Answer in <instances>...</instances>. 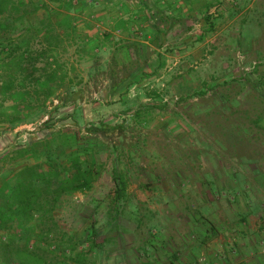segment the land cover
Segmentation results:
<instances>
[{
	"label": "rangeland",
	"instance_id": "obj_1",
	"mask_svg": "<svg viewBox=\"0 0 264 264\" xmlns=\"http://www.w3.org/2000/svg\"><path fill=\"white\" fill-rule=\"evenodd\" d=\"M191 1L196 2L187 0L188 4ZM210 4V13L207 8L198 15L193 9V14L188 12V18L180 21L184 25L178 37L182 39L171 35L163 42L164 52L178 45L186 48L164 57L163 66L154 72L152 63L149 73L142 74L131 63L128 73H133L120 84L119 91L109 89L113 80L108 62L112 58L108 61L107 53L96 51L100 43L96 37L67 45L59 57L66 60L69 76L74 78L75 99L66 100L62 88V101L48 103L31 122L15 128L0 126V183L7 169L25 163L23 158L11 159L12 152L39 146L49 131H75L85 137L79 144L98 142L97 158L103 162L100 177L91 190L63 197L54 212L59 227L75 232L86 248L92 227L97 230L102 248L90 252L93 264H140L133 248L150 238L156 246L150 259L141 258L151 262L147 264H223L218 256L210 260L209 253L198 250L208 237L202 228L211 224L217 229L212 242L208 240L212 253H222L230 244L240 246L239 231L233 230L232 236L220 231L223 217H217L212 207L221 209L222 203L204 196L209 191L203 183L207 182L211 193H226L231 199L239 189L252 194L244 188L245 183L256 186L257 178H264V0H213ZM202 13L208 14L211 23L205 21L209 28L204 31L201 25L206 16ZM148 54L152 59L153 52ZM116 58L114 81L124 75L122 64L126 62L122 54ZM154 60L161 62L160 58ZM200 89L207 93L195 95ZM56 104L61 107L55 109ZM209 106L213 110L206 114ZM74 110L78 111V123L68 117ZM88 128L99 129L90 133ZM112 146L121 154L119 159L111 153ZM191 162L195 166L191 167ZM114 166L128 170V196L140 207L141 220L120 215L118 231L106 215L114 189ZM213 177L223 186L229 181L237 185L219 190ZM191 212L203 215L206 224ZM235 212L230 209L228 215L220 214L230 220L228 224L239 225L242 221ZM259 214L247 218L244 225L257 227ZM243 234L253 238L250 232ZM181 246L190 248L192 256L187 258L181 252L169 255Z\"/></svg>",
	"mask_w": 264,
	"mask_h": 264
},
{
	"label": "trees",
	"instance_id": "obj_2",
	"mask_svg": "<svg viewBox=\"0 0 264 264\" xmlns=\"http://www.w3.org/2000/svg\"><path fill=\"white\" fill-rule=\"evenodd\" d=\"M71 1L0 0V126L15 128L31 122L48 103L54 99L62 101V88L67 93L66 100L75 99L73 97L77 92L73 90L74 78L69 76L66 60H60L59 57L60 50L64 51L67 45L82 39L70 12ZM208 20L206 16L205 21L211 26ZM123 26L118 23L113 28ZM121 47L120 52L126 60L122 64L124 75L114 81L117 75L115 68L118 66L117 58L113 56L109 66L110 78L113 80L112 92L133 73H128L131 63L135 64V70L141 68L139 60L130 57L131 46L124 44ZM206 93L207 89H200L195 95L203 96ZM60 107L61 104L54 106L55 109ZM206 108V114L213 110L211 106ZM75 110L68 117L78 123L80 118L75 116L78 112ZM98 129L88 128L87 132L96 133ZM81 138L85 137H80L75 131H49L39 146H24L12 152L11 159L23 158L25 163L7 169L2 174L0 264L94 263L89 258L90 252L102 248L97 240V230L92 227L86 248L75 232L59 227L54 214L63 197L91 190L101 175L103 162L97 158L100 145L86 140L79 144ZM111 151L117 159L120 158L116 146H112ZM194 163L189 164L192 167ZM127 171L117 166L111 169L114 189L106 207V215L117 231L120 228V215L136 222L141 221L140 207L128 196ZM225 174L228 173L225 171ZM213 180L214 184L217 183L214 177ZM203 184L205 190L210 192L207 182ZM238 193L243 192L239 189L233 194ZM191 214L198 218L196 220L203 219L206 224L203 215ZM205 229L209 238V233H215L216 227L211 224ZM104 239L108 240L106 237ZM155 246L150 238L143 240L142 246L133 248L137 263H151L141 258L150 259ZM178 253L177 249H173L169 255L177 256Z\"/></svg>",
	"mask_w": 264,
	"mask_h": 264
},
{
	"label": "crops",
	"instance_id": "obj_3",
	"mask_svg": "<svg viewBox=\"0 0 264 264\" xmlns=\"http://www.w3.org/2000/svg\"><path fill=\"white\" fill-rule=\"evenodd\" d=\"M71 2L72 9L70 12L75 18L77 32L83 35L82 38L90 40L96 37L97 41L100 42L96 51L107 53V59L109 57L108 61L113 56L116 57L117 54H121V46L129 44L131 46L129 48L130 57L132 58L133 56L134 59H138L141 65V68L136 70V72L142 74L149 73L150 66L154 72L156 68L159 69L163 66L164 57L169 58L170 53L175 55L180 52V48H186L185 46L178 45L172 48V50L168 48V50L164 52L165 46L163 42L166 41V37H171V35H174V39H182L179 38L181 34L178 35V33L182 30L181 27L184 24L180 21L186 17L188 18V15L193 14V9H196L195 12L198 15H200V12L203 10L206 11L207 8L208 10L206 13H210L212 8L210 2L213 3V0H196L199 4L193 1H191V4H188L187 0L184 2L183 0H72ZM188 12L190 14H188ZM202 15L205 17L208 14L202 13ZM202 22L201 27L204 31L209 28V26L207 27V25H205V20ZM118 23H122L124 26L113 28ZM173 30L177 32L173 33ZM199 34L201 35V33ZM196 38L200 39L198 36ZM149 52H153L152 59H149ZM188 54L190 53L187 52V55ZM154 57L160 58L161 62H159V60H154ZM165 61L169 60L165 59ZM150 63L152 64L150 65ZM110 64L111 62L109 61L108 68ZM165 66L167 65L165 64ZM128 80H130V78L125 81ZM139 80L140 77H137L136 82ZM111 88L112 86L109 87V89ZM116 88V90L119 91L120 88ZM257 180L258 183L256 186L251 182H247L244 185V188L252 190V194H248L245 191V194L238 193L230 195V199L227 198L228 196L226 193H222V195L211 192H206L208 194L204 193V196L208 197V200H212L216 203L220 201L222 203L221 209L218 205L217 209L212 207V212L217 213V217H223L220 231L225 234H230L231 236L233 230H237L242 234L240 237L242 241H240L239 247L230 244L226 246L222 253H212V250L209 248V243L212 242L211 236L215 233H209L210 236L207 238V242L198 246L200 252L209 253L208 259L214 260L218 256V258L223 261V264H233L232 261H235L237 264H264V178L260 179L258 177ZM229 182L230 183L224 186L219 183L218 187H225L226 189L236 187L237 184L232 181ZM223 198H225L224 201H226V204ZM243 206H245V208ZM230 209L237 211L235 213L238 218H235L239 221L241 220L242 223H239V225H235L236 223L232 221L230 224L227 223L230 220L227 221V218L221 215V211H223V214L228 215ZM258 212H260L259 220L261 223L257 227H254V225L252 227H246L245 220L249 217H253ZM223 225L225 226L224 228ZM202 229L206 231L205 228ZM246 232L253 234L252 237L254 239H250L249 236L245 237L243 233ZM208 240L211 241L208 243ZM180 252L187 258L191 257L193 254L190 248L186 247L184 249L183 246L179 249V253ZM183 260L187 263L185 258H183ZM184 261L181 262L184 263Z\"/></svg>",
	"mask_w": 264,
	"mask_h": 264
}]
</instances>
